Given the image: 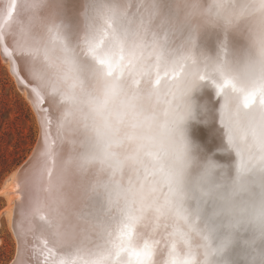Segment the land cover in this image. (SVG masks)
<instances>
[{
    "label": "bare ground",
    "instance_id": "6f19581e",
    "mask_svg": "<svg viewBox=\"0 0 264 264\" xmlns=\"http://www.w3.org/2000/svg\"><path fill=\"white\" fill-rule=\"evenodd\" d=\"M98 7L99 0H40L35 7L21 9L18 13L8 9L5 25L13 33L18 15L21 22H32L35 32L55 28L66 44L80 50L90 60L86 41L98 24ZM180 15L179 6L171 0H155L153 29L165 43L181 50L190 44L193 56L199 60L231 59L247 47L242 26L227 27L217 22L202 23L193 28L178 22ZM5 61L10 66L9 61ZM25 81L30 88L35 87L26 73ZM20 90L36 111L38 130L40 135L42 133V145L28 174L35 172L41 159L39 155L45 149H52L54 162L63 175L60 191L67 201L90 208L93 215L103 217L102 211L108 212L109 205L100 184L107 178V171L87 155V149L78 138L64 137L57 104L44 102L47 98L29 97L25 88ZM197 94L203 101L199 108L202 115L214 110L218 97L209 82H202ZM215 110L218 112V106ZM212 125L213 130L209 133L208 123L198 119L190 121L189 163L184 173L190 175L189 187L188 190L181 189L186 212L200 234L197 240L207 238L206 253L192 239L186 240L181 235L183 228L178 221L170 220L163 211H153L150 218L142 216L134 223H129L126 217L120 218L111 239L120 251L123 264H264V230L252 220L237 219L229 210V201L264 198V169L252 167L242 173L239 156L228 143L218 118ZM16 172L9 187L15 200L24 201L25 216L32 200V175L17 179ZM182 185H185L183 180ZM239 185H243L242 190H237ZM22 222L27 231L33 227L34 230L27 234L47 252L50 264H68L69 260L71 264H85L82 255L69 257L59 250L30 218L24 217ZM252 236L257 240L250 244L248 239ZM146 245L152 250L151 257L135 255L142 253Z\"/></svg>",
    "mask_w": 264,
    "mask_h": 264
},
{
    "label": "snow or ice",
    "instance_id": "6c2138e0",
    "mask_svg": "<svg viewBox=\"0 0 264 264\" xmlns=\"http://www.w3.org/2000/svg\"><path fill=\"white\" fill-rule=\"evenodd\" d=\"M33 2L29 7H35ZM15 9V5L11 8ZM211 11V9H210ZM98 23L86 41L87 57L103 69L105 80L99 84L93 74L88 73L83 52L66 44L55 28H49L43 35L25 26L27 39L23 42L14 39L13 55L21 62L29 81L35 85L30 94L37 100L47 98L44 102L55 103L60 108L61 126L64 137L75 136L86 141L85 130L88 127L87 115L83 108L77 111L78 98L73 94L76 90L88 93L95 90L103 97L97 103L94 98L88 99V107L102 115L109 100L121 94L128 96L129 104L136 99V93L148 82L159 88L164 80H176L179 71H161L160 63L165 56L160 46L163 40L153 29L155 0H99L97 9ZM11 11L9 12V16ZM4 37L0 35V41ZM5 56L8 53L5 49ZM185 59H194L192 53H186ZM40 64L50 69L60 68L58 78L66 86L58 87L55 83L44 86L35 65ZM87 73V78L82 76ZM201 83L209 82L215 88L218 97L214 110L206 115L200 112L190 113L179 124L182 131L181 146L173 149L168 140L169 111L173 94L158 95L154 103L162 109L161 135H135L127 129L121 131L111 128L110 120L123 121L127 113L109 114L104 118V126L110 130V136L104 146L103 156L111 164L112 182L115 190V212L110 225L82 236L63 245H54L66 255H82L85 264H123L120 251L111 237L121 217L134 223L140 217L150 218L153 211H163L172 221H178L187 240L192 239L198 248L206 253L207 238L200 235L195 223L189 219L183 203L182 177L189 163V131L188 121L198 119L209 124L207 131L213 130L212 122L217 118L225 130L228 143L239 156L240 171L247 172L252 165L264 162V119H261L251 130L252 140L245 148L232 135L227 117V108L223 102L224 90L228 87L236 89L235 83L224 78L221 81L211 76H200ZM22 86L23 82H22ZM242 91L241 103L245 109L260 105L264 108V79L254 88ZM58 100L54 99L57 98ZM218 106V112L215 110ZM136 118L133 117V120ZM139 124L149 127L151 120L145 118ZM132 123L131 127H136ZM244 138L242 137V140ZM51 151L52 149H47ZM43 219V217H42ZM256 225L264 230V213ZM137 256L151 257L152 250L146 245ZM68 264H71L69 260Z\"/></svg>",
    "mask_w": 264,
    "mask_h": 264
},
{
    "label": "clouds",
    "instance_id": "9594fccd",
    "mask_svg": "<svg viewBox=\"0 0 264 264\" xmlns=\"http://www.w3.org/2000/svg\"><path fill=\"white\" fill-rule=\"evenodd\" d=\"M33 2L39 3L40 0H11L8 4L0 0V11L7 14L8 9L15 5L18 13L21 9L31 8L29 5ZM171 2L179 6L181 15L178 22L191 25L193 28L202 23L217 22L227 27L242 26L247 37V47L238 57L231 59L199 60L195 57L185 59L186 53H192L190 44H186L181 50L162 40L160 46L165 56L160 63V70L179 71V77L173 81L164 80L159 88L153 87L148 82L144 83L131 105L128 96L121 94L108 101L102 115H98L88 107L90 97L97 103L103 100L95 90H90L88 93L76 90L73 93L79 101L77 111L83 108L87 115L88 127L85 130L87 142L81 141V143L87 149V155L108 173L100 186L106 193L109 212L103 217L95 216L90 208L69 203L60 191L63 175L54 162V152L45 149L39 155L41 159L31 176L32 200L24 217L30 218L35 227L46 233L57 245L77 240L110 225L115 212L116 198L111 164L103 156L104 146L111 134L104 126V118L109 117V114L127 113L123 121L110 120L111 128L121 131L127 129L129 133L138 136L147 134L159 137L163 116L162 109L156 106L154 101L158 95L171 93L173 96L172 103L168 106L167 135L170 146L179 149L182 136L179 124L190 113L199 112L203 101L199 99L197 89L201 85L200 76L205 75L221 82L224 78H229L235 83L237 90L232 87L224 90L223 102L227 108L232 135L245 148L252 140V128L264 119V108L260 105L247 109L243 107L242 91H240L254 88L264 79V0H171ZM100 22L102 18L99 17L98 23ZM25 26L34 31L32 22H21L17 15L13 37L21 42L27 39ZM44 33L45 31L40 32L41 35ZM86 64L88 73L93 74L95 80L102 85L105 80L103 69L90 60L86 61ZM35 71L44 86L55 83L60 88L66 87L58 78V74L62 71L60 68L50 69L36 64ZM82 76L86 79L87 73H82ZM54 99L58 100V97ZM133 117L136 119L133 120ZM145 118L151 120L149 127L138 123ZM132 123H137V126L131 127ZM189 124L190 121L187 123L188 131ZM252 167L264 169V162L257 161ZM242 189L243 185H239L237 190ZM229 210L237 219L259 222L261 214L264 213V198L229 201Z\"/></svg>",
    "mask_w": 264,
    "mask_h": 264
},
{
    "label": "rangeland",
    "instance_id": "374dc122",
    "mask_svg": "<svg viewBox=\"0 0 264 264\" xmlns=\"http://www.w3.org/2000/svg\"><path fill=\"white\" fill-rule=\"evenodd\" d=\"M38 129L39 122L31 102L17 86L10 66L0 54V264H7L17 247L10 225L15 201L10 188L11 177L32 151ZM189 176H183V191L188 190ZM108 212L102 211V215ZM255 240L256 236H252L248 243Z\"/></svg>",
    "mask_w": 264,
    "mask_h": 264
},
{
    "label": "water",
    "instance_id": "95a60500",
    "mask_svg": "<svg viewBox=\"0 0 264 264\" xmlns=\"http://www.w3.org/2000/svg\"><path fill=\"white\" fill-rule=\"evenodd\" d=\"M3 2L5 4H8L11 2V0H3ZM6 17L7 14L5 15L3 11H0V35L4 37V40L0 41V54L4 60L9 61L10 69L13 75L15 76L17 86L19 88H25L29 94L28 96L30 97L32 94H30L31 88L27 85V82L25 81L26 72L22 70L21 62L16 58L15 55H13V33L9 29H7L5 25ZM5 49H7L8 53L7 58L5 56ZM22 82L24 86H22ZM41 135L39 130V135L32 151L30 152L28 157L17 167V179H22L23 177L30 178V175H32L28 174V169L29 166H31L33 163L35 164L36 156L42 145ZM24 207V201H14L11 228L17 241V247L13 258L7 264H50L47 252L42 247H40L38 243L36 244L32 242L30 240V236H28L27 234L29 230L31 232L34 230L33 227L30 226L31 229L27 228L28 231L24 229L25 227H22V219L24 218Z\"/></svg>",
    "mask_w": 264,
    "mask_h": 264
}]
</instances>
